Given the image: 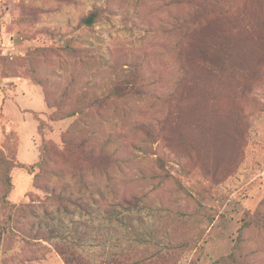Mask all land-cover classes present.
Returning a JSON list of instances; mask_svg holds the SVG:
<instances>
[{
	"label": "rangeland",
	"instance_id": "1",
	"mask_svg": "<svg viewBox=\"0 0 264 264\" xmlns=\"http://www.w3.org/2000/svg\"><path fill=\"white\" fill-rule=\"evenodd\" d=\"M245 7L0 0V264H264V41L188 67Z\"/></svg>",
	"mask_w": 264,
	"mask_h": 264
},
{
	"label": "trees",
	"instance_id": "2",
	"mask_svg": "<svg viewBox=\"0 0 264 264\" xmlns=\"http://www.w3.org/2000/svg\"><path fill=\"white\" fill-rule=\"evenodd\" d=\"M260 12L259 7L255 9L253 13L248 12V8L245 7L244 9H240L238 13L231 15V17L229 16L227 18L226 15L224 17L217 18L218 24L222 26L221 30L223 33L217 40L221 41V43L223 42V45H215L217 50L214 53L205 54L206 57H203L200 61L190 59L188 67H195L196 69L202 71V73H207L217 83L216 85L226 86L227 54L230 56H237L241 53L242 46H260L262 40L264 41V35H262L264 33V14H260ZM96 19L97 14L93 12L88 17L84 18L82 23L87 26H93ZM218 55L219 57L216 58ZM198 87L199 86L191 85V92H189L186 99L194 100L197 95L194 91ZM203 90H205V88ZM206 91L207 93L198 99V101L202 104H208L216 100L215 88H208ZM211 93L212 97L207 96L211 95ZM177 100L180 102L182 98ZM178 112H181V108L180 111L177 110V113ZM167 140L171 141V138H168ZM64 146H67L68 148V141L64 143ZM78 148V155L81 157L89 154L85 152L86 147L83 145ZM91 153H94L93 150H91ZM18 166L20 168H26L23 164H18ZM8 197L9 194L5 196V202H8ZM135 202V200L129 199L120 202L118 205L127 211H131L136 207ZM74 205H76L79 209H87L86 205H83L78 200L74 202ZM6 230V224H3V221L0 219V245Z\"/></svg>",
	"mask_w": 264,
	"mask_h": 264
}]
</instances>
